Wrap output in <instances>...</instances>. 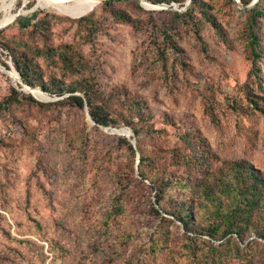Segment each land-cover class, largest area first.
I'll use <instances>...</instances> for the list:
<instances>
[{"label":"rangeland","instance_id":"rangeland-1","mask_svg":"<svg viewBox=\"0 0 264 264\" xmlns=\"http://www.w3.org/2000/svg\"><path fill=\"white\" fill-rule=\"evenodd\" d=\"M109 1L114 2L115 10L124 9L134 19L148 20L149 26L125 24L111 12L98 9L96 19L100 26L94 34L54 21V45H78L103 91L127 86L146 97L157 112L158 124H162L164 112L182 120L190 119L222 157H244L264 170V116L252 108L245 96V87H254L250 75L252 62L243 36L245 11L237 5L230 7L226 0H203L222 25L225 38L215 34L211 27L203 31V42L193 33L184 34L180 45L187 66L175 72L174 54L168 50L170 68L164 71L161 67L157 48L162 42L153 24L159 27V22L169 19L167 14H160L162 11L184 13L181 9L187 2L184 6L172 3L177 5L176 10L174 6L146 9L138 0H130L143 8L138 11L127 0ZM60 3L67 11L60 10ZM92 5L89 0H0V25L14 20L17 14L23 23L30 19L35 22L40 13L81 18L93 12L96 5ZM0 32L3 39L17 36L20 29L13 23ZM261 44L264 45V23ZM41 63L47 67L50 64L48 71L65 82L75 79L69 74L65 77L64 70L45 59ZM0 65V101L12 88L20 94V102L0 115V123H12L15 127V136L0 143V250L7 246L31 253L33 264H89L83 257L91 252L93 237L102 241L103 237L97 235L102 233L103 215L121 194L115 172L120 168L125 175L129 171L127 164H132L129 152L118 145L116 138L124 137L133 143L118 134L134 139L137 156L133 163L140 178L135 134L123 124L109 129L98 126L92 123L86 108L81 111L60 104L70 93L49 94L39 86L32 87V91L14 81L11 73H16V68L1 46ZM262 67L264 89V63ZM29 97L35 102H29ZM233 102L249 107L254 114L234 111ZM210 108L218 116V123L207 113ZM145 143L149 150L148 140ZM139 212L130 208L115 223L110 222L109 237L121 240L115 246L122 256L113 264H125L130 257L150 264L144 261V255L155 228L145 226ZM180 231L182 235V227ZM25 240L35 243L28 251L20 247ZM251 240L240 251L233 243L214 241L211 255L202 264H264L263 242L249 247ZM57 241L69 251L66 259L50 244ZM100 241L97 247H101ZM20 259L27 263L26 257Z\"/></svg>","mask_w":264,"mask_h":264},{"label":"trees","instance_id":"trees-1","mask_svg":"<svg viewBox=\"0 0 264 264\" xmlns=\"http://www.w3.org/2000/svg\"><path fill=\"white\" fill-rule=\"evenodd\" d=\"M148 1L156 5L176 3L184 6L188 0ZM226 1L230 7L236 5L234 0ZM253 1L241 0L245 6ZM113 3L104 1L93 12L81 18L40 13L35 22L30 19L23 23L18 17L14 23L19 26L20 34L0 38V46L9 53L16 70L27 85L39 86L44 92L59 96L70 93L60 104L84 111L87 102L96 125L116 127L123 124L133 130L137 139L140 178L136 173V163H133L137 156L135 147L124 137L116 138L118 145L129 152L132 164H127L129 171L125 175L120 168L116 170L115 176L121 186V194L114 200L111 210L103 215L102 233L97 235L103 237L102 241L93 237L91 252L83 260L89 264H113L121 258L120 249L115 246L121 240L109 237L110 222L115 223L130 208L133 212L140 211L145 226L155 228L144 255V261L150 264H202L211 255L214 241L233 243L238 251L250 239L252 240L247 244L249 247L255 246L259 241L264 244V170L244 157H222L211 147L203 131L190 119L182 120L172 113L164 112L162 124H158L155 121L157 112L146 97L127 86H114L109 92L103 91L91 69V63L78 45H54V21H63L79 31L94 34L100 26L96 19L98 9L111 12L125 24H137L136 27L139 28L149 26L148 20L134 19L124 9L115 10ZM126 3L134 4L130 0ZM133 6L136 10L143 11L139 4ZM164 13L169 19L159 22V27L157 23L153 24V27L158 28L163 46L159 45L157 49L164 71L170 68L167 50L174 54L175 72L186 68L180 45L184 34L193 33L199 42H203V31L206 27H211L215 34L225 38L222 25L210 13L209 5L203 0H193L184 13L160 12ZM263 23L264 0H259L252 10L245 12L243 36L252 62L250 75L254 80V87H245V96L252 108L264 116V45L261 44ZM1 34L2 32L0 36ZM42 59L64 70L65 77L69 74L75 79L70 82L59 79L48 71L50 64L47 67L41 63ZM11 74L17 82L18 75L14 71ZM76 93H83L85 98ZM19 97L20 94L12 88L4 100L0 101V115L9 106L19 103ZM29 102L35 101L29 97ZM232 109L243 111L246 115L254 114V110L250 112L249 107L238 102H233ZM207 113L214 123L219 122L213 108L207 109ZM0 124L14 127L12 123ZM14 136L1 139L0 143ZM146 140L147 145L151 146L149 150L145 149ZM181 227L184 230L182 235ZM204 236L209 239H204ZM98 241L101 242V247H97ZM50 244L66 259L69 251L64 245L59 241L55 245ZM34 245L32 240L20 243L24 251L30 250ZM30 255L31 253L18 251L16 247L4 246L0 250V264H33ZM20 257H26L27 263ZM125 264L144 262L130 257L125 259Z\"/></svg>","mask_w":264,"mask_h":264},{"label":"water","instance_id":"water-1","mask_svg":"<svg viewBox=\"0 0 264 264\" xmlns=\"http://www.w3.org/2000/svg\"><path fill=\"white\" fill-rule=\"evenodd\" d=\"M95 1H96V5H99V4H101L102 2H104V1H109V0H95ZM138 1L140 2L141 6H142L143 8H146V9H157L158 7H162V8H165V9H169V8H171L172 6H174L175 10L177 9V5H176V4H172V5L159 4V5H156V4H154V3L148 2L147 0H138ZM192 1H193V0H188L187 3H186V5H185V7L181 9V12H185V11H187V10L190 8V6H191ZM234 1H235L236 5H237L240 9H242L243 11H245V12L252 10V9L257 5V3L259 2V0H254L250 5L245 6V5L241 2V0H234ZM146 5H148L149 7H145ZM19 15H20V14H17V18L19 17ZM17 18H15L14 20H10L9 22H7V23H5V24H3V25H0V30H1V29H4V28H6V27H8V26L11 25V24H13V23L16 21ZM79 18H80V17H79ZM15 71H16V74L19 75V73L17 72L16 69H15ZM17 80H18V82H19L20 84L24 85V87H26V88L31 89L32 91H34V88H32V87L26 85V84L22 81V79L20 78V75L18 76V79H17ZM83 97L85 98V96H83ZM86 110H87V112H88V115H89V117H90L92 123H93V124H96V122H95V121L92 119V117L90 116V113H89V107H88V103H87V102H86ZM103 127H105V126H103ZM106 129H109V127H106ZM114 133H115V132H114ZM115 134H117V133H115ZM118 135L126 136L127 138H129V139L132 141V143H133L134 146L136 145V143H135L134 139H132L131 135H124V134H118ZM139 162H140V155H139V153H138V163H139Z\"/></svg>","mask_w":264,"mask_h":264},{"label":"built area","instance_id":"built-area-1","mask_svg":"<svg viewBox=\"0 0 264 264\" xmlns=\"http://www.w3.org/2000/svg\"><path fill=\"white\" fill-rule=\"evenodd\" d=\"M15 135V128L9 124H0V140Z\"/></svg>","mask_w":264,"mask_h":264},{"label":"bare ground","instance_id":"bare-ground-1","mask_svg":"<svg viewBox=\"0 0 264 264\" xmlns=\"http://www.w3.org/2000/svg\"><path fill=\"white\" fill-rule=\"evenodd\" d=\"M96 1L95 0H89V4L90 5H92V7H94L95 5H96V3H95ZM95 3V4H94ZM61 4V3H60ZM85 6V5H84ZM97 6V5H96ZM145 7H148L147 5L145 6ZM60 10L61 11H67V7H65L63 4H61V6H60ZM71 10V9H70ZM13 20V19H12ZM1 66V65H0ZM14 80V79H13ZM15 81V80H14Z\"/></svg>","mask_w":264,"mask_h":264}]
</instances>
